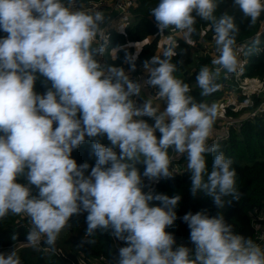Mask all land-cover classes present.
I'll return each instance as SVG.
<instances>
[{
  "label": "clouds",
  "instance_id": "clouds-1",
  "mask_svg": "<svg viewBox=\"0 0 264 264\" xmlns=\"http://www.w3.org/2000/svg\"><path fill=\"white\" fill-rule=\"evenodd\" d=\"M219 2L159 0L150 11L160 35L172 29L188 39L198 18L210 22L217 56L213 68L202 66L196 76L202 96L221 88L222 72L243 70L239 26L232 15H215ZM73 4L0 0V31L6 34L0 37V219L9 214L28 217L27 245L39 249L43 244L53 254L61 232L71 227L70 219L87 213L78 246L95 244L98 231L110 233L126 245L118 248L115 264H264V247L235 233L219 213H186L182 219L194 250L176 246L166 228L177 220L181 197L154 188L144 191V178L159 182L173 177L171 150L187 160L193 198L203 193L224 209L243 196L234 161L219 144L208 142L218 106L196 102L189 85L174 75L173 57L183 50L177 52L178 44L170 38L163 58L144 62L148 79L133 80L123 67L101 62L108 47L106 38L98 43L104 38V12L74 9ZM232 6L249 26L264 15V0H232ZM251 42L248 54L259 53L260 40ZM136 49L125 57L131 71L136 69ZM117 51L111 49L115 59ZM37 81L47 89L43 94L36 91ZM146 85L158 89L163 110L151 97L137 105L134 98ZM86 140L93 142L96 157L90 172L87 162L77 164L72 158ZM208 157H213L210 171ZM137 165L145 166L142 174ZM0 264L22 261L14 248L0 252Z\"/></svg>",
  "mask_w": 264,
  "mask_h": 264
},
{
  "label": "trees",
  "instance_id": "trees-1",
  "mask_svg": "<svg viewBox=\"0 0 264 264\" xmlns=\"http://www.w3.org/2000/svg\"><path fill=\"white\" fill-rule=\"evenodd\" d=\"M96 1L98 0H74V2L82 6ZM158 2L159 0H133L128 10V14L134 19L133 24L127 25L122 30L109 29V27H112V24L106 27L104 30V38L99 44H103L106 38L108 47L104 56L101 58V62L123 67L130 75V78L142 79L143 81L148 79L149 73L144 68V62L150 61L154 56L163 58V52L168 46L166 43L161 44L162 35L158 32L154 17L150 15L151 9ZM65 3H67V0H65ZM225 13L235 17V22L240 29L239 35L237 36V47L241 49L239 56L243 62L241 81L245 84L264 81V15L261 16L255 26H249V21L242 20V13L232 6V0H220L215 15L219 17ZM116 16L117 14L115 18L118 17ZM106 22L107 19L105 20ZM195 27L196 32L188 39L181 38V33L172 29L166 30L163 34L165 36L175 35L173 40L178 44L177 52L183 50L182 55L173 57L172 62L177 64V72L174 75L189 85L191 89L190 95L194 97L196 102L206 104L215 103L218 106V110L223 113L224 122L237 119L241 114L256 107L259 100L254 98L253 95H239L236 99L242 102V106L237 109L227 103L228 97L232 95L231 93L236 94L238 92L236 90L226 91L220 88L217 92L209 96L201 95V90L197 86L196 76L202 66L214 67L212 64L213 60L210 58L207 48L203 47V45L208 43H214L215 45V34L210 22L200 20L199 18L197 19ZM5 35V33L0 31V37ZM256 39L260 40L261 51L257 54L249 55V43ZM142 41H146V43L139 51L135 62V71H131V66L125 62V57L127 54L135 55L137 51L134 44ZM112 48L118 49L116 59L111 52ZM193 49L196 52L195 57L192 56ZM181 60L183 63H177ZM225 79V73H223V76L221 74L218 83L220 84ZM148 87L147 93L149 97L156 98L155 93L158 89ZM46 90L37 81L36 91L43 94ZM140 98L144 102L148 97H144L141 94ZM143 119L149 124L154 123V120L149 117ZM222 129H224V125H222ZM228 131V137L222 140H214L212 143L219 144L220 151L234 161L233 167L237 172V188L243 193L239 202L226 205L224 209H217L211 198L203 193H199L196 198H193L190 192L191 173L187 169V160L182 155L171 150L169 152L170 157H172L171 169L176 170L173 177L167 179L162 178L153 187L151 184L144 182L145 192L152 187L157 193L166 194L169 197H181L175 209L177 220L173 226L166 228L167 232L174 235L176 246L184 245L194 250V245L190 241V229L182 218L189 211L193 214L204 211L209 217L216 216L218 213L224 215L225 221L232 225L235 233L250 237L257 244L264 247V220L255 219L256 222L252 221V218L255 217L253 213L254 209L257 210L259 215L264 216V113L254 119L243 122L238 127H229ZM156 135L159 138L161 134L157 131ZM217 135H220V133ZM92 143L91 140H86L85 143L72 153V158L76 160L77 164L87 162L90 165L88 172H90L91 167L95 166L96 163V157L92 152ZM103 143L105 145L109 144L106 138L103 140ZM117 151L119 150L117 149ZM212 161L213 157L207 158L209 171L212 167ZM137 167L142 174L145 166L137 165ZM19 182L24 183L25 181L21 180ZM37 191L33 186L34 195L37 194ZM227 199H230V197ZM153 204L158 206L159 202L154 201ZM86 216L87 213L79 216L74 215L70 219V223L75 221L74 223L87 224ZM30 228V219L24 215L13 216L9 214L0 219V252L15 248L21 258L22 264H82L81 262L88 264L90 260L98 255L109 257L113 264H115L117 256L112 245L110 233L100 234L98 231L94 237L95 244L80 247L78 245L82 237L77 235L74 230L66 228L60 234L63 240L59 236L56 244L57 250H61V253L56 254V252L53 254L40 248L33 249L28 245H23L27 242L26 234ZM260 230L262 231V238L258 240L257 236ZM43 247L46 246L43 245Z\"/></svg>",
  "mask_w": 264,
  "mask_h": 264
},
{
  "label": "built area",
  "instance_id": "built-area-1",
  "mask_svg": "<svg viewBox=\"0 0 264 264\" xmlns=\"http://www.w3.org/2000/svg\"><path fill=\"white\" fill-rule=\"evenodd\" d=\"M112 1V9L113 11L116 12L117 15H123L128 13V9H129V5L133 0H98L96 2H89L86 5L82 6L77 4L76 2H74L73 4V8H82L85 11H95V10H103L106 7H108V3ZM108 5V6H107ZM111 21H107L105 24L102 25V28L105 30L106 27L110 26ZM103 38H98V43H100L102 41ZM203 47L207 48L209 54H210V58L213 60L214 58H216L217 56V52H216V46L214 45V43L210 44H204ZM241 59V57H240ZM242 61V59H241ZM225 77L226 79L224 81H222L220 83L221 88H223L226 91L229 90H236V91H243L245 89L249 90V95L248 96H254V98L258 99L259 102L256 105V107H254L253 109H250L248 111V113L241 115L240 117H238L237 119L234 120H228L226 122L223 123L224 125V133L220 134V135H216L217 137H215L213 140H210L209 143H212L214 140H222L223 138L228 137V133H229V127H238L240 126L243 122L254 119L255 117L260 116L262 113H264V81H258L256 83H248L245 84L241 81V71L235 74H226L225 73ZM134 99H136L137 101V105H142L143 101L142 99L139 97H135ZM250 106V104H249ZM146 118V117H143ZM173 172H176L175 169H171ZM162 179L159 180V182ZM144 182L145 183H149L153 186H155L157 183L159 182H151L148 181L147 178H144ZM151 187V188H152ZM253 213L255 214V217L252 218L253 222H256L255 219H259V220H264V216H261L257 213V210L254 209ZM111 237V235H110ZM262 238V231H259V234L257 236V239L260 240ZM256 239V236H255ZM112 240V245L115 251L116 256L118 257V248L119 247H123L126 246L124 244V242L119 241V240H115L114 238L111 237ZM23 245H27V243H24ZM19 247V246H18ZM40 249H43L45 251L46 247H43V244L41 245ZM56 254H60L61 250H57ZM82 264H84L83 262H81ZM88 264H113L112 260L104 255H98L97 257L93 258L92 260H90L88 262Z\"/></svg>",
  "mask_w": 264,
  "mask_h": 264
},
{
  "label": "rangeland",
  "instance_id": "rangeland-1",
  "mask_svg": "<svg viewBox=\"0 0 264 264\" xmlns=\"http://www.w3.org/2000/svg\"><path fill=\"white\" fill-rule=\"evenodd\" d=\"M109 5V6H108ZM108 7H110L111 5H112V1H110L109 3H108ZM108 7H106V8H108ZM106 8L104 9V10H106ZM129 10V9H128ZM118 16V17H117ZM116 17L117 18H113L112 20H111V24H112V27H109V29H117V30H122L124 27H126L127 25H132L133 24V22H134V19H132V20H130V17L131 18H133L132 16H130L128 13H126V14H123V15H117ZM118 19V20H117ZM110 24V25H111ZM180 36L182 37V38H184L185 39V37H184V35H183V33H181L180 34ZM164 37H166L165 35H162L161 36V38L162 39H164ZM166 41V40H165ZM146 43V41H142V42H138V43H136V44H134V46L136 45V47L138 48V49H141L142 48V46L144 45ZM251 43L252 42H250V44H249V47H251ZM192 56L193 57H195L196 56V52H195V50L193 49L192 50ZM134 80V79H133ZM141 82H143V80H141ZM148 86L146 85L145 87H144V89H143V91H142V95L144 96V97H149V94L147 93V91H148ZM232 95L231 96H229V98L227 99V103L228 104H231L232 105V107L233 108H237V109H239L241 106H242V102H240V101H237V99H236V97L238 96V95H243V94H245V91L243 90H241V91H238L236 94H234V93H231ZM153 104L156 106V107H159V108H161V110H163L165 107H166V104H164V102L163 101H160V100H158L157 98H155L154 99V101H153ZM208 104V103H207ZM210 105V104H209ZM219 111V110H218ZM223 113H221L220 111H219V117H218V119H217V121H216V123H215V125L216 126H214V130H213V135H212V137H211V139L212 138H214V137H217L216 135L218 134V133H220V134H223V132H224V129H222V125H223V122H224V120H223ZM75 221H72L71 223H72V225H71V227L70 228H68V229H72V230H74V232L77 234V235H80L82 238L84 237V235H85V231H86V229H87V224H79V223H74ZM70 223V224H71ZM74 223V224H73ZM61 237V236H60ZM61 239L63 240V238L61 237ZM62 242V241H61ZM58 248H60V247H58ZM61 249V248H60ZM13 250V249H12ZM8 251H11L10 249H8V250H5L4 252H8Z\"/></svg>",
  "mask_w": 264,
  "mask_h": 264
},
{
  "label": "crops",
  "instance_id": "crops-1",
  "mask_svg": "<svg viewBox=\"0 0 264 264\" xmlns=\"http://www.w3.org/2000/svg\"><path fill=\"white\" fill-rule=\"evenodd\" d=\"M102 12H104V14H105V16H106V19H109V18H111V17H113L114 15H115V11H113V9H112V7L110 6V7H108V9H106V10H102ZM115 12V13H114ZM133 18H131L130 17V20H132ZM174 37H175V35H169V36H167L166 35V37H164V39H162L161 38V44H163V43H166L167 44V42H168V40L171 38L172 40L174 39ZM182 38V37H181ZM166 40V41H165ZM135 49H136V47H135ZM136 51H137V49H136ZM222 74V76H223V72L221 73ZM141 80L142 79H139V81L141 82ZM255 81H257V80H255ZM255 81H251V82H255ZM258 82V81H257ZM245 91V95H249V90H247V89H245L244 90ZM239 96V95H238ZM243 96V95H242ZM152 98V101H154V99L155 98H153V97H151ZM229 98V97H228ZM237 98V97H236ZM249 111V110H248ZM248 111H246L245 113H247ZM245 113H243V114H245ZM243 114H241V115H243Z\"/></svg>",
  "mask_w": 264,
  "mask_h": 264
},
{
  "label": "water",
  "instance_id": "water-1",
  "mask_svg": "<svg viewBox=\"0 0 264 264\" xmlns=\"http://www.w3.org/2000/svg\"><path fill=\"white\" fill-rule=\"evenodd\" d=\"M134 80H137V81H139L138 79H134Z\"/></svg>",
  "mask_w": 264,
  "mask_h": 264
}]
</instances>
